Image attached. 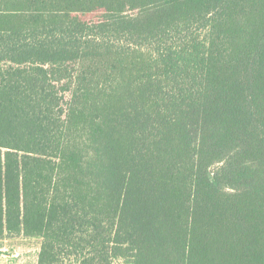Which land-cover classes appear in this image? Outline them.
<instances>
[{
	"label": "trees",
	"instance_id": "trees-1",
	"mask_svg": "<svg viewBox=\"0 0 264 264\" xmlns=\"http://www.w3.org/2000/svg\"><path fill=\"white\" fill-rule=\"evenodd\" d=\"M0 264H264V0H0Z\"/></svg>",
	"mask_w": 264,
	"mask_h": 264
},
{
	"label": "rangeland",
	"instance_id": "rangeland-1",
	"mask_svg": "<svg viewBox=\"0 0 264 264\" xmlns=\"http://www.w3.org/2000/svg\"><path fill=\"white\" fill-rule=\"evenodd\" d=\"M5 260H3V262H4Z\"/></svg>",
	"mask_w": 264,
	"mask_h": 264
}]
</instances>
